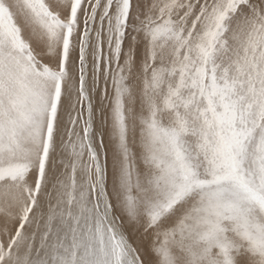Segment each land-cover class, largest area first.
Here are the masks:
<instances>
[{
	"label": "snow or ice",
	"instance_id": "snow-or-ice-1",
	"mask_svg": "<svg viewBox=\"0 0 264 264\" xmlns=\"http://www.w3.org/2000/svg\"><path fill=\"white\" fill-rule=\"evenodd\" d=\"M0 264H264V0H0Z\"/></svg>",
	"mask_w": 264,
	"mask_h": 264
}]
</instances>
